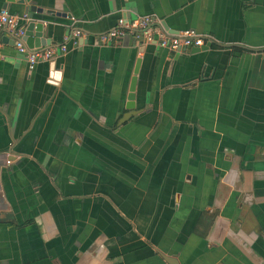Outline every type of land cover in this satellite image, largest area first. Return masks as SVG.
Listing matches in <instances>:
<instances>
[{"label": "crops", "instance_id": "crops-1", "mask_svg": "<svg viewBox=\"0 0 264 264\" xmlns=\"http://www.w3.org/2000/svg\"><path fill=\"white\" fill-rule=\"evenodd\" d=\"M36 7L50 60L29 71L0 31V264H264V0ZM146 15L210 40L96 43Z\"/></svg>", "mask_w": 264, "mask_h": 264}, {"label": "built area", "instance_id": "built-area-1", "mask_svg": "<svg viewBox=\"0 0 264 264\" xmlns=\"http://www.w3.org/2000/svg\"><path fill=\"white\" fill-rule=\"evenodd\" d=\"M26 20V14L13 15L6 11H0V31H6L11 34L16 52L25 58L27 69L30 71L36 63L50 60L55 53L52 49H27L25 47L22 40L24 30L20 24L26 22ZM80 35L78 30L71 32L68 37L63 38V43L57 51L64 53L66 44L69 43L74 46ZM124 37L132 39L137 44H154L157 48L169 52L197 49L210 40L209 37L192 29L166 34L160 31L153 16L146 15L130 21L118 18L111 29L97 35L96 43L98 45H108Z\"/></svg>", "mask_w": 264, "mask_h": 264}, {"label": "water", "instance_id": "water-1", "mask_svg": "<svg viewBox=\"0 0 264 264\" xmlns=\"http://www.w3.org/2000/svg\"><path fill=\"white\" fill-rule=\"evenodd\" d=\"M12 0H6L5 3L1 6L2 10H5L6 4L11 2ZM17 4H26L25 11L28 12L26 14L27 16V25L25 30L23 31V42L24 45L27 49H37V48H42L44 46H48L47 40L43 38L44 32H43V27H42V22L40 20H35L32 17V14H49L50 11L43 10L42 8L36 7L37 1H46V0H16ZM45 40V41H44ZM43 42H45L43 44ZM138 62L135 64V68L133 70V77L130 79V84L128 88V95L126 97V104H125V109L126 110H132L133 108V91H134V85H135V75L137 73V68H138ZM133 115V112H129L127 114H124L121 118V121L126 120L128 117Z\"/></svg>", "mask_w": 264, "mask_h": 264}]
</instances>
